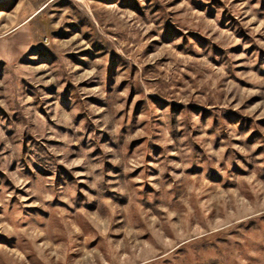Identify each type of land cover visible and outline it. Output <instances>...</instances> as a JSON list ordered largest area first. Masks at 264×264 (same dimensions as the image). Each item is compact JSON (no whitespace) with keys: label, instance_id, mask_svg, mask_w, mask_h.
Listing matches in <instances>:
<instances>
[{"label":"rangeland","instance_id":"obj_1","mask_svg":"<svg viewBox=\"0 0 264 264\" xmlns=\"http://www.w3.org/2000/svg\"><path fill=\"white\" fill-rule=\"evenodd\" d=\"M32 4L0 264H264V0Z\"/></svg>","mask_w":264,"mask_h":264},{"label":"crops","instance_id":"obj_2","mask_svg":"<svg viewBox=\"0 0 264 264\" xmlns=\"http://www.w3.org/2000/svg\"><path fill=\"white\" fill-rule=\"evenodd\" d=\"M41 8L33 7L32 0H0V64L19 62L29 53L32 20Z\"/></svg>","mask_w":264,"mask_h":264}]
</instances>
